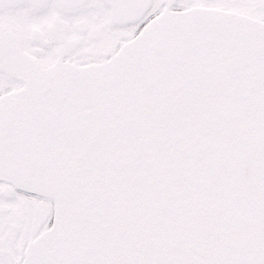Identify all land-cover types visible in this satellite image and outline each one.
Masks as SVG:
<instances>
[{
	"label": "snow or ice",
	"instance_id": "obj_1",
	"mask_svg": "<svg viewBox=\"0 0 264 264\" xmlns=\"http://www.w3.org/2000/svg\"><path fill=\"white\" fill-rule=\"evenodd\" d=\"M0 264H264V0H0Z\"/></svg>",
	"mask_w": 264,
	"mask_h": 264
}]
</instances>
